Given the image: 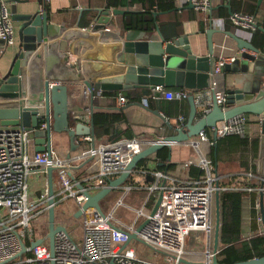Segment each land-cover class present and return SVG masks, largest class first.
<instances>
[{"label": "built area", "instance_id": "2783aa9c", "mask_svg": "<svg viewBox=\"0 0 264 264\" xmlns=\"http://www.w3.org/2000/svg\"><path fill=\"white\" fill-rule=\"evenodd\" d=\"M48 1V0H44ZM180 5H192L201 12L203 21L212 27L224 30L228 21L234 28L233 33H246L248 40L251 32L259 26L260 17L231 13L227 20L215 18L210 14L211 0H179ZM106 29V28H105ZM108 30V29H106ZM0 38L10 45L14 38V25L6 4L0 0ZM121 41V40H120ZM245 49L238 50V54ZM236 55L218 56L208 73V85L194 94L199 117L210 110V94L213 93L216 103L222 110L226 104V91L216 87L215 76L221 74L224 66L235 62ZM52 85V83H49ZM155 89H161L156 87ZM86 92L84 87L81 95ZM101 91L96 92L100 96ZM188 89H163L162 99L186 100ZM88 96V94H87ZM122 96H118L116 105L122 107ZM0 101H10L2 98ZM75 122L90 124L91 108L85 107L82 112L71 111ZM38 114H41L39 112ZM256 127H252L250 118L245 114L216 122L212 128L200 131L197 135L181 142H167L170 147L176 145L190 146L197 153L194 160H187L183 167L198 169L196 175L188 173L174 175L167 171L154 169L151 162L137 167L131 172V183L121 185L122 197L132 191H145L146 198L137 207H131L119 199L110 210L99 213L95 209H87L81 215V234L76 240L66 231L57 232L54 236V250L51 256L46 233H38L34 222L43 213H47V183L43 192L36 198L31 197L28 177L33 170H38L47 177V168H54L57 183H53L55 204L65 199L74 200L77 208L85 201L83 191L94 194L106 186L107 181L120 175L131 158L153 142L163 138L148 140L140 137H121L113 142H97L91 136L79 137L77 144L85 142V146L66 156H59L53 149L48 152H35L31 149L32 131L19 126L0 124V264H211L214 254L212 250L214 229V196L217 191L239 192L244 203L255 210L250 223L255 228L242 231V239L247 240L255 235L264 234L261 223L259 195L264 199V161L262 174L258 173V150L254 154L251 144L262 132L264 115L255 116ZM184 118L178 116V120ZM255 124V123H254ZM45 128V122L38 125ZM216 140L226 136H237L245 140V150L239 153L244 166L235 172L219 171L210 158V150ZM205 146V150H203ZM203 150V151H202ZM254 154V156H253ZM52 173V176H53ZM137 175L141 181L133 180ZM147 178H150L148 181ZM81 184L82 189L77 185ZM153 194H160L155 212L149 205ZM254 196L253 205L250 198ZM154 199V198H153ZM54 204V205H55ZM123 207L130 219L118 217L116 210ZM146 220L138 231L137 227ZM190 231L202 232L201 254L185 255L183 245ZM135 238L129 240V235ZM39 238L42 242L32 248L30 244ZM24 244L26 252L20 257L17 254ZM187 262H184V261Z\"/></svg>", "mask_w": 264, "mask_h": 264}, {"label": "water", "instance_id": "95a60500", "mask_svg": "<svg viewBox=\"0 0 264 264\" xmlns=\"http://www.w3.org/2000/svg\"><path fill=\"white\" fill-rule=\"evenodd\" d=\"M262 0H257L260 5ZM188 8L192 5L188 4ZM229 9V6H227ZM98 17L91 25L92 29H104L110 20V14H123L126 10L113 8H98ZM229 13L231 14L230 10ZM156 15V13H155ZM13 21L19 22L17 27L18 46L12 63L6 74L0 75V95L2 98H9L10 101H0V124L6 126H19L32 131L35 152H48L51 149V135L53 133H65L68 138L72 151L76 150L78 144L76 141L82 136H91L94 138L93 126L83 122H70V107L74 101L72 98L77 92L78 81L88 90V96L92 98L96 91H124L130 89H149L155 102V109L149 110L155 116L160 117L166 123L167 119L160 113L162 102V90L170 87L188 89L189 95L186 99L189 112L183 127L177 128L176 133L164 137L160 142H153L139 153L135 154L126 165L125 170L119 176L107 181L106 186L94 194L83 191L85 201L74 212V218L82 215L87 209H95L102 213L100 206L103 200L110 192L117 190L129 178L140 160L150 157L163 147L170 148L167 142H181L197 135L206 128H212L216 122L230 119L239 114L264 115V90L258 91L250 99L244 100V88H234L226 91V104L229 107L222 110L216 103L214 94H210L211 106L209 112L199 117L198 107L195 103L194 94L208 85V73L214 62L212 58V34L222 32L228 36L236 45L237 50L245 49L241 54L242 58L250 61L254 57H249L247 52L258 54L264 58V49H256L249 41L243 39L230 31H221L211 25L205 31L207 42V53L199 56L193 54L187 36L182 35L165 42V38L158 28L156 34L159 41L143 39V33L139 30L125 32L121 39V51L118 54L119 60L125 65V72L121 80L100 79L93 80L92 74L98 73L106 66V58L100 51L86 54L84 70L89 74L84 79L82 74V65L68 66V56L65 53L63 44H47V39L57 36L58 30L49 22L46 12L34 14H13ZM263 32L264 28L257 27ZM164 44V45H163ZM6 43L0 38V53L6 48ZM62 47V48H61ZM33 55L30 65V84L28 92L22 89V74L24 72V61L28 56ZM35 62V64H34ZM120 62V63H121ZM118 68V67H117ZM66 69L72 70V75L65 73ZM83 70V72H84ZM84 72V73H85ZM35 73V75H33ZM61 75V77H59ZM37 81V82H36ZM52 83V85H49ZM160 87L161 89H155ZM83 93V92H82ZM81 95V93H80ZM87 98V92L81 95ZM237 100V101H236ZM72 101V102H71ZM41 112V114H38ZM93 113L91 109V114ZM90 114V115H91ZM45 122V128L39 129L40 122ZM214 147L217 140L213 137ZM170 155L168 157V160ZM264 161V133H261L258 145V173L262 174ZM54 168H47V233L49 250L51 256L54 250V236L57 232L66 231L63 225L55 223L54 216V197L52 186V173ZM150 178H147L148 181ZM82 189V185H77ZM160 194L150 210L152 215L159 203ZM261 223L264 228V208L263 195H259ZM146 223L141 222L137 227L139 231ZM219 226H220V204L219 193L216 191L214 196V229L212 250L217 252L219 247ZM135 234L129 235V240L134 239ZM42 238L34 240L30 248L40 244ZM26 252L24 244L17 254L20 257ZM184 261V260H183ZM187 262V261H184ZM188 263V262H187ZM108 264H114L112 261ZM194 264V263H193ZM211 264H219L216 254L212 258ZM233 264H264V255L258 258H251L244 261H238Z\"/></svg>", "mask_w": 264, "mask_h": 264}, {"label": "crops", "instance_id": "0c3cea01", "mask_svg": "<svg viewBox=\"0 0 264 264\" xmlns=\"http://www.w3.org/2000/svg\"><path fill=\"white\" fill-rule=\"evenodd\" d=\"M1 1L6 4L8 12L11 16L13 14L22 15L46 12L49 22L57 30L58 28H60L57 33V36L47 39V44H63V47H65L66 50L65 53L68 56L67 65L75 66L77 64L79 66L81 64L83 67L82 74L84 76V79H87V76H89V72L86 73L84 70V66L86 67V62L84 63V57L86 56V54H90L98 50L106 58V66L104 67V69L102 68L100 72L92 74V79L96 81L100 79H109L117 81L121 80L125 72V65L120 60L118 62L117 57L121 51V37L125 32H122V29L119 26L120 18L117 15L110 14V20L105 26V28L108 30H106L105 28L95 30L90 27L94 24V20L98 17L97 9L108 8L106 7L105 0ZM229 2L230 0H211V16L215 18H222L218 15V10L227 9L229 12ZM174 6V9L171 11L158 14L159 25L156 28L159 29V31L165 38V42L178 36H187L191 52L199 56L205 55L207 53L205 31L209 28L210 25L207 22L203 21L204 15L201 12H197L193 8H188L187 5H180L179 0H174ZM227 6H229V9L227 8ZM139 8V5H134L131 9ZM108 9L113 8L109 7ZM13 25V42L12 44L6 46L4 51L0 53V75H4L7 73L12 63L13 56L17 51V27L19 25V22L13 21ZM156 28H154V30L151 32L141 31L143 33V39L153 40L154 42L159 41L158 36L156 34ZM215 29L219 28L215 27ZM221 31L233 32L234 28L228 21H225L224 30ZM238 36L248 41V34H246L245 32L239 33ZM247 54L249 55V57H254V60L250 61L248 59L242 58L241 54H238V50L236 48L235 43L224 33L218 31L212 34L213 60H215L218 56L221 55L237 56L235 58V62L224 66L221 74L215 76L216 87L224 89L225 91L234 88H244L246 89V91L244 92V100L250 99L253 95L258 93V91L264 90V58H262L258 54H253L251 52H247ZM32 60L33 55H29L24 61V72L22 74V89L26 92H28V85L30 84L29 69ZM83 70L85 73L83 72ZM65 73L67 75H72V70L66 69ZM33 75H35V73ZM59 77H61V75H59ZM77 82V92L74 94L72 101L75 100L73 104H77L78 107L74 108L71 106L70 112H82L83 108L90 107L93 112L101 111L108 113H121L125 121L115 124V127L117 130L120 131L126 130V132L131 134V137H140L148 140H156L176 133L175 130H172L166 125V122L163 119L158 116H155L149 111L155 109V102L153 100V97L151 96L149 89H130L119 91L118 95L114 97V101H112L111 103V100L106 97L96 96V91L94 92L95 99H93L94 96L92 98L87 96V98L84 99L80 95V92L84 89V86L81 81L77 80ZM118 96L123 97L121 109H118L116 105V100ZM188 112L189 106L187 114ZM160 113L166 118V116L164 115V111L161 109V107ZM182 114H179L178 116H181ZM87 123L88 122H86V124ZM126 132L124 134H126ZM122 136L125 135L122 134ZM34 146L35 145L33 140L31 149L34 150ZM81 146L83 147L84 145L78 144L77 149L72 151L65 133H53L51 135V149H53L59 156H66L69 153L76 152L81 148ZM202 149L205 150V146H203ZM232 150H228V152L224 153L223 156H232L234 158L238 157L239 161H241L242 157H239V153H237V150H235V148ZM196 157L197 153L190 146L176 145L170 147L169 161L174 163L175 166L174 169L168 172L174 175H183L186 173L189 174V168L186 170V168H184L182 165L187 160H194L196 159ZM153 158L154 154L148 157L146 161H149L151 162V164L155 165V161L153 160ZM227 158L228 157H221V159L216 163L217 168H221L225 166V164L228 166L227 169L233 168L232 166L234 165V163L229 166L228 161H226V163L224 162ZM180 167L184 168L183 171L181 169V172L175 173L177 168L180 169ZM240 167L241 166L239 165V168ZM52 180L54 182V185L56 186V173H53ZM46 183V175L42 174L38 170H33V172L28 177V185L31 197L36 198V193L38 192L40 195L46 187ZM120 189L121 188H119V190ZM138 192L139 191H132V194L129 193L128 197H130L131 195L134 196V198L128 199L130 203L124 201L123 202L126 205H130L131 207L139 206L140 203L138 205L133 204L134 200L138 199ZM72 201L74 202V200ZM56 204L54 205V207H56ZM110 209L112 208L110 207L106 209V211ZM119 209L124 210L123 207ZM118 210H116V212ZM122 210L119 212L118 217H127L125 212Z\"/></svg>", "mask_w": 264, "mask_h": 264}, {"label": "trees", "instance_id": "16d2710c", "mask_svg": "<svg viewBox=\"0 0 264 264\" xmlns=\"http://www.w3.org/2000/svg\"><path fill=\"white\" fill-rule=\"evenodd\" d=\"M257 0H230V12L240 13L243 15H255L260 17L259 26L264 28V0L257 5ZM106 7L127 9L122 15L118 14L119 26L121 31L127 32L131 30H139L151 32L154 28L158 27L159 13H165L174 9V0H105ZM134 5H139V9H131ZM222 10V11H221ZM156 13V15H155ZM218 15L227 20L230 15L227 9H219ZM203 31V28H202ZM256 49L263 51L264 49V34L258 29H255L250 34L248 40ZM167 89L178 90L183 88L170 87ZM119 91H102L99 97H106L114 101V97L118 95ZM95 99V96L93 97ZM167 101V100H166ZM162 99L161 109L167 118L166 125L172 130L183 127L186 118L188 103L186 100H169L166 102ZM94 102V100H93ZM183 113V114H182ZM184 118L182 121L178 120V115ZM69 119L71 124L75 123L73 114L70 112ZM125 119L121 113H108V112H93L90 115V122L93 126L94 139H104L105 142H113L121 137L131 138V134L125 131L117 130L115 124L124 122ZM207 131V128H206ZM126 132V134H124ZM262 132L264 133V121L262 124ZM125 135V136H122ZM245 140L237 136H226L217 141L216 147L212 146L210 150V158L216 164L224 153L228 150L235 148L238 152L245 150ZM80 145H86L82 142ZM254 154L257 153L258 143L255 140L251 144ZM234 151V150H232ZM170 155V148L163 147L154 154L153 160L155 161L154 169L158 171H170L174 169L175 164L168 160ZM146 159L138 162L137 167L145 165ZM240 166H244V161L241 160ZM136 167V168H137ZM189 174L196 175L198 169L191 166L188 170ZM132 178H128L124 184L131 183ZM254 196H251L250 202L253 205ZM154 199L149 200V205L153 204ZM63 201L58 202L56 207ZM220 204V226H219V245L220 248L216 254V259L219 264H233L238 261H244L251 258H258L264 255V234L255 235L251 238L242 239L243 231V208L244 198L239 192L223 191L219 195ZM54 208V216L55 209ZM264 208V199H263ZM250 217L255 216V210L249 209ZM130 219V214L127 217ZM253 223L252 228H255ZM47 232V227L45 233Z\"/></svg>", "mask_w": 264, "mask_h": 264}, {"label": "rangeland", "instance_id": "374dc122", "mask_svg": "<svg viewBox=\"0 0 264 264\" xmlns=\"http://www.w3.org/2000/svg\"><path fill=\"white\" fill-rule=\"evenodd\" d=\"M77 97V96H76ZM77 101V99H76ZM75 102V101H74ZM72 107L77 108L78 105L77 104H73ZM248 118H250V121H252L251 125L252 127H256V115L253 114H245ZM255 123V124H254ZM99 142H105L104 139L99 140ZM258 154V153H257ZM254 156V154H253ZM228 157L224 162L226 163V161H228V165L230 166L231 164L234 163V165L232 166L233 168H228L227 169V165L225 164V166L218 168L219 171L222 172H235L239 169V159L234 158L232 156H223ZM232 157V158H231ZM238 159V160H237ZM181 169L183 171V167L177 168V170L175 171V173H179L181 172ZM133 180L136 182H140L141 179L137 176V175H133ZM135 192V191H134ZM37 197L39 196V192L36 193ZM132 194V193H131ZM138 194V199L134 200L133 204L134 205H138L139 203L141 204L142 200L144 198H146V193L145 191H140L137 193ZM123 192L120 189L114 190L112 192H110L103 200H101L100 202V206L103 210H106L108 208H113L116 204V202L119 199H123L124 202L130 203L129 202V198H134L133 195L129 196V193L126 194L125 198L122 197ZM158 195V194H157ZM156 194H153L152 198H156L157 196ZM139 204V205H140ZM55 208V207H54ZM249 208L250 205L248 204V202L244 203V208H243V232L248 231L250 228L252 229V221L250 223V212H249ZM119 209V208H118ZM55 223L56 224H60L63 225L66 230L70 233V235L75 238L76 240L78 239V237H80V232H81V216L74 218V212L77 210V206L76 204L71 200V199H65L63 200V202L61 204H59L56 209H55ZM122 209H119L117 211V215H119V212ZM125 212V210H122ZM126 214V212H125ZM123 217V216H122ZM124 219L127 220V217H123ZM48 225V221H47V213H43L38 219H36V221L34 222V226L36 231H38V233H42L45 234V229ZM202 232L200 231H190L189 234L186 236L185 241H184V245H183V249L185 252V255L189 256L191 253H198L201 254V252L204 251V247L202 246Z\"/></svg>", "mask_w": 264, "mask_h": 264}]
</instances>
